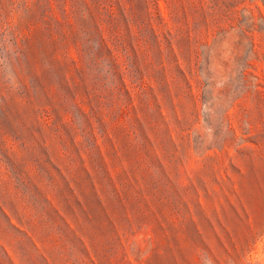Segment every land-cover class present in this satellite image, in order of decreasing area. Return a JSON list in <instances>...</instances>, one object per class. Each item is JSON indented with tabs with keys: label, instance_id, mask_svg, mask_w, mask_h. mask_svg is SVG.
I'll use <instances>...</instances> for the list:
<instances>
[{
	"label": "rangeland",
	"instance_id": "rangeland-1",
	"mask_svg": "<svg viewBox=\"0 0 264 264\" xmlns=\"http://www.w3.org/2000/svg\"><path fill=\"white\" fill-rule=\"evenodd\" d=\"M235 2L218 31L207 19L190 32L191 93L154 83L151 143L99 139L109 176L85 153L69 159L44 126L23 134V151L0 131V195L17 178L54 187L37 207L0 201V264H264V0ZM11 42L0 34L7 85Z\"/></svg>",
	"mask_w": 264,
	"mask_h": 264
},
{
	"label": "trees",
	"instance_id": "trees-1",
	"mask_svg": "<svg viewBox=\"0 0 264 264\" xmlns=\"http://www.w3.org/2000/svg\"><path fill=\"white\" fill-rule=\"evenodd\" d=\"M235 1L0 0V34L10 35L13 47L5 63L14 75L10 85L0 78V131L13 133L23 151V134L44 126L71 148L69 159L85 153L104 178L109 172L99 139L114 147L116 131L132 135L134 144L151 143L154 83L168 97L185 87L191 93L194 75L180 61L190 32L207 19L218 31ZM44 153L49 161L52 155ZM14 183L12 196L0 195L10 209L20 202L37 207L41 193L54 189L42 178Z\"/></svg>",
	"mask_w": 264,
	"mask_h": 264
}]
</instances>
